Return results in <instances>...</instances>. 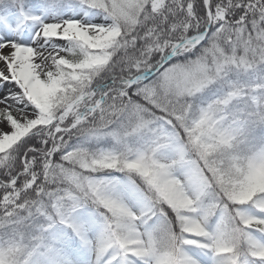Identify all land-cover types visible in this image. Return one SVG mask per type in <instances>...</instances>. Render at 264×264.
<instances>
[{"label":"snow or ice","instance_id":"obj_1","mask_svg":"<svg viewBox=\"0 0 264 264\" xmlns=\"http://www.w3.org/2000/svg\"><path fill=\"white\" fill-rule=\"evenodd\" d=\"M0 264H264V0H0Z\"/></svg>","mask_w":264,"mask_h":264}]
</instances>
